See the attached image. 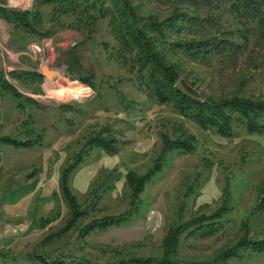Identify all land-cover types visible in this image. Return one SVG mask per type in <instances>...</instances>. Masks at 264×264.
I'll use <instances>...</instances> for the list:
<instances>
[{"label": "rangeland", "instance_id": "1", "mask_svg": "<svg viewBox=\"0 0 264 264\" xmlns=\"http://www.w3.org/2000/svg\"><path fill=\"white\" fill-rule=\"evenodd\" d=\"M131 1L140 15L158 19L170 15L175 7L192 16L196 14L180 0ZM0 5L36 9L34 0H0ZM51 8L39 7L42 22L35 33L15 27L0 15V72L22 94L19 101L27 124L33 116L35 132L44 138L45 149L51 150V196H61L65 203L60 188L61 171L73 162L89 135L106 126L109 132L103 135L117 138L118 150L113 154L98 147L86 148L88 154L69 178L86 216L63 237L52 240L46 253L51 257L64 256L66 260L83 256L99 262L158 255L161 239L177 219L179 208L183 219L212 212L220 204L228 183L233 209L223 217L220 231L207 239L195 238L188 249L179 252L188 260L213 258L221 247L231 245L241 235L240 222L256 202V187L264 181V134L248 133L233 124L231 135L222 137L212 130L199 129L168 104L149 101L137 88L133 75L107 59L101 45L102 41H111L106 19L98 20L90 39H86L87 31L53 28ZM197 14L200 18L217 19L234 32L238 43L243 42L237 37L239 29L249 40L236 58L214 56L208 65L190 61L180 50L170 53L182 65L181 79L195 94L264 97V30L252 24L244 29L236 15L222 4ZM72 21L73 16L62 17L64 23ZM51 28L53 32L45 35ZM175 37L166 36L159 42H170ZM42 64L60 71L57 85L39 75ZM83 77H89L90 85L82 83ZM117 90L124 97V105L119 103ZM176 121L183 122L198 138L194 149L189 153L174 150L163 154L160 171L145 185L125 222L78 236V228L91 219L116 215L128 208L130 197L124 173L145 172L159 155L160 133H170V125ZM22 157L24 163L36 159L34 153L27 151ZM65 219L61 212L54 216L51 232ZM249 226L251 238H263L264 212L251 216ZM227 263L264 264V254L242 251L240 259L231 258Z\"/></svg>", "mask_w": 264, "mask_h": 264}, {"label": "trees", "instance_id": "2", "mask_svg": "<svg viewBox=\"0 0 264 264\" xmlns=\"http://www.w3.org/2000/svg\"><path fill=\"white\" fill-rule=\"evenodd\" d=\"M36 9L6 8L0 5V15L15 27L35 33L37 25L42 22L39 7L51 5L50 20L53 28L59 26L70 30L87 31L86 39L100 19L107 20L111 41H102L101 45L108 60H113L120 68L133 75L137 88L145 93L147 99L159 104H168L173 112L189 119L201 130H212L222 137L231 135L233 124L242 126L248 133L264 134V97L220 96L188 94L182 91L177 83L183 72L179 61L173 60L170 53L180 50L190 61L208 65L214 56L230 59L236 58L249 40L244 31L237 37L243 39L238 43L234 32L225 28L214 17L200 18L197 12L204 8L212 9L224 5L235 14L244 29L248 25L264 30V0H180V3L195 12L194 16L186 10L175 7L172 13L162 19L155 16H143L138 13L131 0H34ZM63 16H73L74 21L62 22ZM180 22V23H179ZM53 28L44 34L50 35ZM186 31V33H185ZM185 33V35H182ZM175 35L172 41L159 42L160 39ZM188 35V36H187ZM42 77V75L39 73ZM82 83L90 85L89 77L81 78ZM0 88L17 99L16 107L23 109L19 98L22 94L4 78L0 72ZM118 100L124 105V97L116 91ZM125 108L128 105L125 104ZM25 121V125L27 124ZM29 137L21 140L10 136H0V143L15 148H29L40 145L39 134L30 137L31 129L25 130ZM109 129L101 127L96 134L87 137L84 146L75 154L74 160L65 165L60 175L61 193L68 206V216L64 223L46 235L41 243L51 239H59L74 228L78 221L86 216L75 194L69 186V178L73 169L79 165L89 150L98 147L108 153H116L118 140L108 134ZM160 152L157 158L143 173L128 170L124 173L129 189L128 208L116 215H104L93 218L78 228V236L85 237L93 231H103L111 226L125 222L136 207V201L143 192L145 185L161 169V157L170 151L191 152L199 142L183 122H173L170 133H160ZM208 165L209 162H206ZM229 203L228 183L225 184L218 207L210 213H199L183 219L180 211L177 219L167 228L161 239L158 255H132L112 261H93L87 257L64 256L50 257L41 251L27 253L33 260L43 264H228L231 258L240 259L242 251L264 254V237L251 238L249 219L264 212V181L256 187V202L248 214L240 222L241 235L229 246L221 247L211 259L188 260L179 255V241L182 236L208 237L220 231L222 219L232 211Z\"/></svg>", "mask_w": 264, "mask_h": 264}, {"label": "crops", "instance_id": "3", "mask_svg": "<svg viewBox=\"0 0 264 264\" xmlns=\"http://www.w3.org/2000/svg\"><path fill=\"white\" fill-rule=\"evenodd\" d=\"M16 101L0 88V136L24 140L26 129H31L30 137L41 136L33 128V116L24 124V111L16 107ZM26 151L34 153L36 159L24 163L22 154ZM65 203L61 196H51V150L45 149L44 138L40 145L29 148L0 143V264H43L29 258L27 253L38 250L47 254L51 239L41 241L51 233L54 216L61 212L67 218ZM195 238L182 236L179 252L188 249Z\"/></svg>", "mask_w": 264, "mask_h": 264}, {"label": "water", "instance_id": "4", "mask_svg": "<svg viewBox=\"0 0 264 264\" xmlns=\"http://www.w3.org/2000/svg\"><path fill=\"white\" fill-rule=\"evenodd\" d=\"M59 70L57 69H53V68H50L49 65L47 64H42L40 66V74L45 78V79H48L51 75V73H58ZM177 86L182 90L184 91L185 93H188V94H195V92L193 91V89L185 82V80L183 79H180L177 83Z\"/></svg>", "mask_w": 264, "mask_h": 264}, {"label": "bare ground", "instance_id": "5", "mask_svg": "<svg viewBox=\"0 0 264 264\" xmlns=\"http://www.w3.org/2000/svg\"><path fill=\"white\" fill-rule=\"evenodd\" d=\"M50 75L51 76L47 80L50 81L51 85H57L59 80H60V78H61L60 71L57 74L56 73L55 74L51 73Z\"/></svg>", "mask_w": 264, "mask_h": 264}]
</instances>
